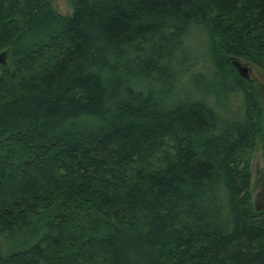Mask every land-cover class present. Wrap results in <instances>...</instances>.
Segmentation results:
<instances>
[{
	"label": "trees",
	"instance_id": "trees-1",
	"mask_svg": "<svg viewBox=\"0 0 264 264\" xmlns=\"http://www.w3.org/2000/svg\"><path fill=\"white\" fill-rule=\"evenodd\" d=\"M68 2L0 0V264H264V0Z\"/></svg>",
	"mask_w": 264,
	"mask_h": 264
},
{
	"label": "rangeland",
	"instance_id": "rangeland-1",
	"mask_svg": "<svg viewBox=\"0 0 264 264\" xmlns=\"http://www.w3.org/2000/svg\"><path fill=\"white\" fill-rule=\"evenodd\" d=\"M54 9L60 15H70L72 7L68 0H49ZM207 48L205 38H197L192 43V52L200 54ZM242 67L246 68L249 81L253 82L261 97V104L263 108V123H264V72L259 68L241 60H234ZM251 193L254 199L255 206L258 209L264 208V135L263 139L257 143V146L251 157ZM17 242V241H16ZM15 241L5 242L4 239L0 240V250H11L16 246Z\"/></svg>",
	"mask_w": 264,
	"mask_h": 264
},
{
	"label": "water",
	"instance_id": "water-1",
	"mask_svg": "<svg viewBox=\"0 0 264 264\" xmlns=\"http://www.w3.org/2000/svg\"><path fill=\"white\" fill-rule=\"evenodd\" d=\"M0 62L1 59H0ZM233 64V67L236 69L238 75L242 78V79H245L247 81H249V77L247 76V71H246V68L242 67L238 62L236 61H233L232 62Z\"/></svg>",
	"mask_w": 264,
	"mask_h": 264
}]
</instances>
